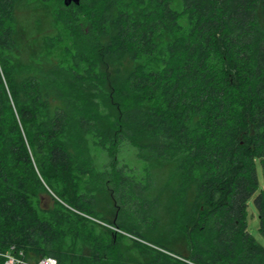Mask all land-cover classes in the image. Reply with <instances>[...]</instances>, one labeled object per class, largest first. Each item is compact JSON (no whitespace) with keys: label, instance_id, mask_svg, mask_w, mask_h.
I'll list each match as a JSON object with an SVG mask.
<instances>
[{"label":"trees","instance_id":"obj_1","mask_svg":"<svg viewBox=\"0 0 264 264\" xmlns=\"http://www.w3.org/2000/svg\"><path fill=\"white\" fill-rule=\"evenodd\" d=\"M50 2L0 0V251L57 264H264L245 224L252 199L264 238V0H80L62 19ZM123 142L171 176L157 187L147 169L138 180L87 168L93 149ZM94 179L110 183L104 207L139 219L129 233L150 245L130 253L75 229L107 221Z\"/></svg>","mask_w":264,"mask_h":264},{"label":"rangeland","instance_id":"obj_2","mask_svg":"<svg viewBox=\"0 0 264 264\" xmlns=\"http://www.w3.org/2000/svg\"><path fill=\"white\" fill-rule=\"evenodd\" d=\"M62 2L60 0H53V2H50V8L55 10V14L57 15L58 18L62 19L65 16H68V9L66 8V6H64L63 4H61ZM57 11V12H56ZM90 12H88L89 14ZM29 19L26 20V27L29 29L30 25H29ZM83 27H86V24L83 25ZM49 30H51L50 26H48L47 24H45L43 26V31L48 33ZM136 149L131 147L130 145L126 144V142H123V144H121L120 146H118L115 150L113 149H109L107 151L101 150L99 148L93 149L90 153V157L91 159L95 162L94 165L92 166H88L87 168L92 171H96L99 170L101 171V173H113L114 170H122L121 172H125L127 171L128 175H133L135 174L137 179L140 180L142 178V176H144V172L142 171L143 169H147L148 172H150V174L152 173V175L155 177L154 180L156 182V186L158 187L161 183H163L164 179H166V177L169 175L171 176V172L168 171V166L163 165V164H158L155 162H151L148 165L145 164V162H143L141 160V158H136ZM85 165V164H83ZM254 168H256V180L258 182V189L256 191V193L258 191H264V176L262 168H260L259 164L257 161H254ZM130 170V173H129ZM108 180V179H107ZM136 180V181H138ZM67 181V180H66ZM76 181V180H75ZM86 177L84 175L83 179H77V191H75L77 194L83 192V188L82 186L86 184L90 185L89 183H86ZM74 182V181H73ZM94 182L93 186H96V188L99 190L98 192V196L100 197L99 199V206L97 209V211L99 212L98 215H100V213H103V217H105L107 219V221H102L101 217H88L86 216V218L89 220L87 221V223H85V225L83 224H79L77 223L75 225V229L80 232L82 235H85L84 233L89 234L96 232L97 234H102V236H107V237H114L115 242H119V247H130V249H127V252H130L133 250L132 246H133V242L137 243V245L141 248L143 245L144 246H148L150 245L149 243H147L146 241H143V239H139L136 237H133L130 235L129 233V228L132 227H136V228H140L142 225L144 224H140L142 222H139L140 220L137 219H133L128 213L127 210H123L121 205L119 203H117L115 205V203H110L108 206V208L104 207L105 202L108 203V200L112 201V196H111V187H110V183H101L100 187L98 185V183H100L99 179L92 181ZM73 185V184H72ZM98 185V187H97ZM75 186V185H74ZM66 188V187H65ZM161 188V187H160ZM58 189V188H57ZM96 189V190H97ZM59 191V189H58ZM157 192V189L153 191V193H148V197L153 196L154 193ZM255 193V194H256ZM48 194L50 196H52L55 200L56 195L49 192ZM96 195V196H97ZM72 196V195H71ZM108 198V199H107ZM58 200V199H57ZM105 208V209H104ZM100 210V211H99ZM246 210H247V217L245 218V224H247V233L249 235H252L254 237V239L260 243V245L264 248V238L261 237L258 233V229H259V223L257 221V210L253 207L252 205V199H250V201L247 203L246 206ZM102 216V215H101ZM82 218V217H81ZM83 222H84V218H83ZM90 225H94L93 227H91ZM128 226V229H126ZM142 228V227H141ZM143 229V228H142ZM144 232V231H143ZM152 234L151 236L156 237L157 232L154 231V229H152ZM114 235V236H113ZM161 236H163L162 234H160ZM152 237V238H153ZM169 237V236H168ZM167 239H171L172 238H167ZM71 239L65 237L64 239V246H69ZM152 246V245H151ZM154 247V246H152ZM86 248V244H83L82 242H80L78 240L77 242V247L73 248L72 251H74V253H78L81 251H83ZM89 258L88 260H91V253H87ZM127 256V255H125ZM130 256V255H129ZM93 261V260H92ZM90 261V262H92Z\"/></svg>","mask_w":264,"mask_h":264},{"label":"built area","instance_id":"obj_3","mask_svg":"<svg viewBox=\"0 0 264 264\" xmlns=\"http://www.w3.org/2000/svg\"><path fill=\"white\" fill-rule=\"evenodd\" d=\"M0 258L3 264H57L55 259L47 256L40 258L37 262L25 260L22 251L15 246L0 251Z\"/></svg>","mask_w":264,"mask_h":264},{"label":"water","instance_id":"obj_4","mask_svg":"<svg viewBox=\"0 0 264 264\" xmlns=\"http://www.w3.org/2000/svg\"><path fill=\"white\" fill-rule=\"evenodd\" d=\"M61 1H63L62 4L65 6H68L70 4H73L76 6V4H78L80 0H61Z\"/></svg>","mask_w":264,"mask_h":264}]
</instances>
